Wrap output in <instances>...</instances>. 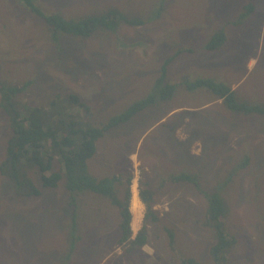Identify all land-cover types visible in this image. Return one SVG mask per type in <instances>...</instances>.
<instances>
[{"label": "rangeland", "instance_id": "1", "mask_svg": "<svg viewBox=\"0 0 264 264\" xmlns=\"http://www.w3.org/2000/svg\"><path fill=\"white\" fill-rule=\"evenodd\" d=\"M19 1L0 0V83L26 86L16 98L21 107L47 110L57 97L76 94L86 108L67 99V110L102 127L148 95L164 61L182 52L167 65L166 82L177 86L171 99L109 128L87 162L95 177L131 178L132 238L146 212L140 197L138 217L131 211L133 184L137 195L141 187L153 191L159 220L146 219L147 243L126 252L117 208L101 194H76L73 230L64 179L42 187L31 168L41 192L25 196L0 172V264H179L188 257L216 264L215 231L204 225L213 192L226 203L224 226L235 240L224 264H264V116L233 113L210 90L183 86L210 78L229 85L239 100L264 105V0H35L45 14L67 20L114 11L139 22L98 24L86 37L54 30ZM249 3L253 11L238 20ZM216 30L227 41L209 51L204 46ZM11 134L0 108V164ZM181 174L198 177L170 178ZM116 187L124 193V183ZM163 227L172 231V247Z\"/></svg>", "mask_w": 264, "mask_h": 264}, {"label": "trees", "instance_id": "2", "mask_svg": "<svg viewBox=\"0 0 264 264\" xmlns=\"http://www.w3.org/2000/svg\"><path fill=\"white\" fill-rule=\"evenodd\" d=\"M30 11L38 14L47 21L54 30L75 36L86 37L98 24L107 28L115 27L118 22L128 24H139L137 19H129L121 13L110 11L107 15L91 16L82 20H67L58 14H45L36 5L35 0H20ZM19 1V2H20ZM254 5L247 4L246 11L238 15V20L243 19L248 12H252ZM160 10L157 11V13ZM102 16V17H101ZM105 19V20H102ZM236 20V17L234 18ZM224 30L214 31L205 44V49L215 51L223 48L226 42ZM182 51L167 58L162 66L159 76L155 80L152 91L141 99L133 101L124 111L112 116L108 123L102 127H95L84 124L79 114L69 112L67 99L71 106L86 108L78 95L69 94L67 98L57 97L44 107H21L17 96L25 90V85L6 86L0 83V108L4 110L9 121L11 136L6 143V155L0 164V172L7 177L15 187L19 195H39L41 190L34 184L28 175V170L35 168L38 172L42 187L56 188L60 181L65 180V189L70 192V206L72 227L76 225L74 208L76 206V194L83 191H91L107 197L110 203L117 208L120 233L118 241L127 243L126 252L135 251L147 243L146 219L150 217L153 222L159 220L155 215L153 204V191L148 187H141L139 197L145 206L144 222L140 230L132 238L130 204L131 178L127 177L125 182L116 175L95 177L88 170L87 162L95 154L96 142L109 128L121 123H127L143 113L147 108L158 105L160 102L168 101L176 90V84L166 82L167 65ZM183 86L193 91L199 88L210 90L226 109L233 113L247 116H264V105L254 104L239 100L235 90L225 83H218L210 78H197L191 81H184ZM62 106L59 107L58 103ZM54 122H59L57 127ZM54 161L59 165L53 169ZM248 162V161H247ZM246 166L241 163L236 169ZM198 175L181 174L174 175L171 180L196 181ZM118 189L116 185L123 186ZM145 184V183H144ZM146 185V184H145ZM226 203L218 192H213L208 197L206 219L204 225L215 231V243L211 248V256L216 264H224L226 253L235 243V240L228 236L224 226L226 216ZM170 236V246L174 241L172 231L163 227ZM75 238H72L73 246ZM71 246V247H72ZM179 264H201L194 258H185Z\"/></svg>", "mask_w": 264, "mask_h": 264}, {"label": "bare ground", "instance_id": "3", "mask_svg": "<svg viewBox=\"0 0 264 264\" xmlns=\"http://www.w3.org/2000/svg\"><path fill=\"white\" fill-rule=\"evenodd\" d=\"M133 195H132V201H131V208L133 211V214L135 217H138L141 208V203L139 201L138 195H137V190H136V185L133 184Z\"/></svg>", "mask_w": 264, "mask_h": 264}, {"label": "crops", "instance_id": "4", "mask_svg": "<svg viewBox=\"0 0 264 264\" xmlns=\"http://www.w3.org/2000/svg\"><path fill=\"white\" fill-rule=\"evenodd\" d=\"M227 41V40H226ZM225 44V43H224ZM224 47V46H223ZM169 112H172V111H169ZM139 193V192H138ZM138 197H139V195H138Z\"/></svg>", "mask_w": 264, "mask_h": 264}]
</instances>
